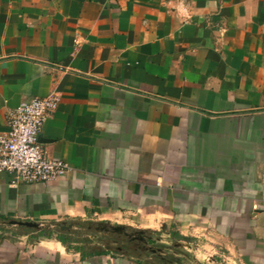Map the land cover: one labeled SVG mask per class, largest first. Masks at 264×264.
I'll return each mask as SVG.
<instances>
[{
	"label": "crops",
	"instance_id": "1",
	"mask_svg": "<svg viewBox=\"0 0 264 264\" xmlns=\"http://www.w3.org/2000/svg\"><path fill=\"white\" fill-rule=\"evenodd\" d=\"M49 93L40 140L72 170L0 172V264H140L9 223L127 212L202 229L221 264H264V0H0V132Z\"/></svg>",
	"mask_w": 264,
	"mask_h": 264
},
{
	"label": "rangeland",
	"instance_id": "2",
	"mask_svg": "<svg viewBox=\"0 0 264 264\" xmlns=\"http://www.w3.org/2000/svg\"><path fill=\"white\" fill-rule=\"evenodd\" d=\"M65 222H77L75 229L70 230L59 226L45 227L44 230L50 231L51 235H63L67 239L81 240L79 246L85 250H89L94 246L97 248H109L114 251L127 250L133 253L134 256H139L141 261L146 264H161L157 257L150 252L145 254H138L131 249L125 248L126 238L119 235L115 231H100L95 228L88 229L86 225L92 226L98 222H105L106 225H123L128 231L132 230H146L152 236L151 246H158L165 248L164 256L171 258H180L182 264H221L218 254H221V244L213 241L214 237H207L203 234L202 229H186L178 227L169 221L160 223L158 219H153L151 216L137 212H127L126 214L110 215L106 219L101 220H78L66 218ZM79 222H89L81 224ZM52 228V229H50ZM33 235L37 237L38 231H33ZM96 242L97 245L89 246L87 243ZM122 246L123 248L119 249ZM215 256L212 260L208 259V255ZM213 262V263H212Z\"/></svg>",
	"mask_w": 264,
	"mask_h": 264
},
{
	"label": "built area",
	"instance_id": "3",
	"mask_svg": "<svg viewBox=\"0 0 264 264\" xmlns=\"http://www.w3.org/2000/svg\"><path fill=\"white\" fill-rule=\"evenodd\" d=\"M59 95L33 96L8 111L7 130L0 132V172L12 182H58L67 177L71 164L54 158L40 141L44 122L56 110Z\"/></svg>",
	"mask_w": 264,
	"mask_h": 264
},
{
	"label": "flooded vegetation",
	"instance_id": "4",
	"mask_svg": "<svg viewBox=\"0 0 264 264\" xmlns=\"http://www.w3.org/2000/svg\"><path fill=\"white\" fill-rule=\"evenodd\" d=\"M105 222H98L95 225L88 224L86 227L88 229L95 228L100 231L108 232L110 230L113 231L112 225H106ZM71 224V225H70ZM77 222H60L57 224L60 228L71 230L75 229L77 226ZM119 235H122L126 238L125 248L131 249L134 252H137L138 254H145V252H150V254H153L157 257L159 262L161 264H165L168 262H171L173 258L164 256L165 248L158 247V246H151V240L152 236L147 233L146 230H130L128 231L126 227L120 231L116 232ZM123 248L122 246L119 247V249Z\"/></svg>",
	"mask_w": 264,
	"mask_h": 264
},
{
	"label": "trees",
	"instance_id": "5",
	"mask_svg": "<svg viewBox=\"0 0 264 264\" xmlns=\"http://www.w3.org/2000/svg\"><path fill=\"white\" fill-rule=\"evenodd\" d=\"M0 219H6L5 217H2V216H0ZM79 223H81V224H84V223H89V222H79ZM57 226V225H56ZM53 227V226H52ZM28 231H38V234H37V237L38 236H45V237H50V235H51V233H50V231L48 230V231H46V230H44L45 229V227L44 228H42V229H39V230H37V229H35V228H26ZM69 233H71V231L70 230H67ZM57 239L59 240V241H61L63 244L64 243H66L67 241H70V247H73L74 249H77V250H84L81 246H79V242H81V240H76V239H67V237H65V236H63V235H58L57 236ZM72 242V243H71ZM73 243H77V244H73ZM94 249H91V251H89V252H87V253H85V254H95V253H102V252H105V251H110V249L109 248H97V247H93ZM121 251H127V250H121ZM127 252H129V254H131V255H133V253L132 252H130V251H127ZM134 256V255H133ZM138 258H140L139 256H137ZM141 261V260H140ZM140 264H146V263H144V262H140ZM165 264H182V262H181V259L180 258H173V260L171 261V262H168V263H165Z\"/></svg>",
	"mask_w": 264,
	"mask_h": 264
},
{
	"label": "water",
	"instance_id": "6",
	"mask_svg": "<svg viewBox=\"0 0 264 264\" xmlns=\"http://www.w3.org/2000/svg\"><path fill=\"white\" fill-rule=\"evenodd\" d=\"M41 141V140H40ZM10 224L13 225H18V226H25L28 228H35V229H39L42 227V224L37 222V221H33V220H17V219H10L9 220ZM71 225V224H70ZM124 228L123 225H112V229L115 232H120L122 229Z\"/></svg>",
	"mask_w": 264,
	"mask_h": 264
}]
</instances>
